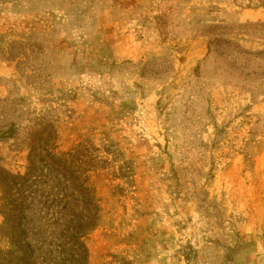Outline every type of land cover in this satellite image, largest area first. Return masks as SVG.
I'll return each instance as SVG.
<instances>
[{"label": "rangeland", "instance_id": "1", "mask_svg": "<svg viewBox=\"0 0 264 264\" xmlns=\"http://www.w3.org/2000/svg\"><path fill=\"white\" fill-rule=\"evenodd\" d=\"M126 1L0 29V264H264V0Z\"/></svg>", "mask_w": 264, "mask_h": 264}, {"label": "crops", "instance_id": "2", "mask_svg": "<svg viewBox=\"0 0 264 264\" xmlns=\"http://www.w3.org/2000/svg\"><path fill=\"white\" fill-rule=\"evenodd\" d=\"M32 2H37L32 4ZM126 0H0V29L11 28L10 19L31 13L50 15V21L59 29L66 44L63 49L71 57H79L82 49L100 51L118 49L110 43L113 27L126 24L122 15L112 18L115 9L122 8ZM100 13L92 15L91 11ZM97 14H103L98 16ZM117 20V21H116ZM10 31V30H9ZM70 42V44H67ZM83 55V54H81ZM85 55V54H84Z\"/></svg>", "mask_w": 264, "mask_h": 264}]
</instances>
